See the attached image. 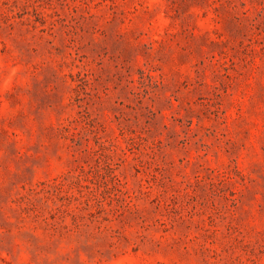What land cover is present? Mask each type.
Returning <instances> with one entry per match:
<instances>
[{
	"label": "rangeland",
	"instance_id": "374dc122",
	"mask_svg": "<svg viewBox=\"0 0 264 264\" xmlns=\"http://www.w3.org/2000/svg\"><path fill=\"white\" fill-rule=\"evenodd\" d=\"M0 264H264V0H0Z\"/></svg>",
	"mask_w": 264,
	"mask_h": 264
}]
</instances>
